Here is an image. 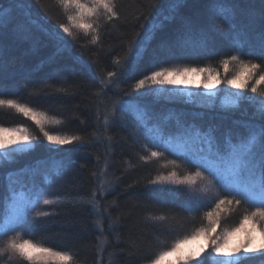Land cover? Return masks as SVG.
Instances as JSON below:
<instances>
[{
  "label": "trees",
  "instance_id": "obj_1",
  "mask_svg": "<svg viewBox=\"0 0 264 264\" xmlns=\"http://www.w3.org/2000/svg\"><path fill=\"white\" fill-rule=\"evenodd\" d=\"M250 3H258V0H235L236 22L241 26L247 23L245 10ZM117 5L119 20L108 22L102 17L98 20L101 39L97 44H91L90 34L85 35L82 31L74 30L75 40L61 32L65 41V50L61 53L49 36L50 32L58 30L57 22L67 23L64 9L56 0H0V11L3 12L0 15V57L4 62L0 91L15 93L22 102L60 120L59 125H46L50 133L77 134L88 140L83 145H51L30 120L12 109H0V125H23L31 134L39 136L33 141V150L20 155L16 163L5 165L0 173L6 175L8 171L24 167L39 170L36 183L45 189L46 198L56 203L46 206L53 215L41 218L34 225L33 239L72 254L77 264H82L85 258L86 264H109L110 260L111 264H148L157 249L164 247L159 240L170 245L174 242L173 237L183 238L191 235L194 229L209 225L203 211L194 214L185 211L183 192L180 195L163 193L158 198L149 196L146 187L148 180L154 178L157 165L154 161L144 163L139 159L144 154L142 145L145 142L132 134L135 114L129 113L126 117L129 127L117 123L105 132L100 87L106 73L118 69L114 61L120 59L124 63L130 42L138 39L137 33L140 37L148 33L151 38L139 67L120 84L118 92H131L138 79L160 63L164 66L210 67L224 76L220 61L221 53L229 48L228 41L218 35L215 52H208L201 48L198 37L199 25L210 29L214 23L223 21L209 12L208 0H117ZM185 21H197L198 27L191 39L181 45L177 41L184 36ZM140 24L144 25L143 29ZM21 25L27 31H21ZM78 58L91 62L92 70L78 63ZM237 70L238 65L233 63L227 76ZM225 88L226 85L220 84L217 91ZM183 91L197 90L184 88ZM107 97L110 100L120 98L114 97L112 92H108ZM146 103L154 115L153 123L164 122L170 115H179L202 128L215 127L218 136L229 131L235 134L239 129L234 122L248 120L253 112L247 104L239 110L225 109L220 100L214 107H200L193 105L188 95L152 96L146 98ZM173 130L174 120L168 122L167 128V131ZM105 162L108 171L101 175ZM57 168L61 169L62 175L53 177L50 185L45 183V176ZM102 180L106 181L103 188L100 187ZM245 208L242 204L222 213L218 229L237 227ZM157 212L176 217L175 221H170L173 224L170 231L146 219L150 213ZM110 224L116 227L115 234L109 230ZM116 235L120 237L119 243H116ZM105 238L109 244L99 253L98 240ZM10 255L0 256V264H29L19 257L9 259Z\"/></svg>",
  "mask_w": 264,
  "mask_h": 264
},
{
  "label": "snow or ice",
  "instance_id": "obj_2",
  "mask_svg": "<svg viewBox=\"0 0 264 264\" xmlns=\"http://www.w3.org/2000/svg\"><path fill=\"white\" fill-rule=\"evenodd\" d=\"M208 2L209 12L213 16L218 15L223 22L214 23L210 29L199 25V44L204 50L215 52L218 35L228 41L229 48L221 53L220 61L224 76L210 67L164 66L160 63L138 79L131 92H118L120 84L139 67L151 38L148 33L143 37L137 33L138 39L130 42L124 63L116 59L114 63L119 66L118 69L108 71L101 80L104 131L117 123L129 127L126 117L129 113L135 114L131 124L132 134L145 142L142 145L144 154L139 159L144 163L154 161L157 165L156 174L148 180L146 187L149 196L158 198L163 193L180 195L183 192L185 199L182 206L185 211L192 214L203 211L210 224L208 228L194 229L191 235H184L183 238L173 237L174 242L170 245L157 237L164 247L157 249L148 264H164L165 261L168 264H191L193 261L199 264H264V88L261 87L264 85V0L249 4L245 10L247 23L243 26L236 22L235 0ZM56 3L63 7L67 23L57 22L58 30L50 32L49 36L61 53L65 50L61 32L75 40L76 31H82L85 35L90 34L91 44H97L101 39L98 20L101 17L108 22L120 19L117 0H90L89 3L84 0H56ZM150 6L156 7L155 4ZM140 27L143 29L144 25L140 24ZM197 27V21H185L184 36L177 43L186 44L197 32ZM19 29L27 31L22 25ZM77 62L92 70L91 62L79 58ZM233 63L238 65V70L228 77ZM3 71L4 62L0 57V74ZM220 84L226 85V88L217 91ZM184 88L197 91L185 93ZM108 92L120 98L110 100ZM184 95L189 96L193 105L200 107H214L220 100L225 109L239 110L247 104L253 112L248 120L234 122L239 131L235 134L229 131L223 136H218L213 126L205 129L194 121L181 119L179 115H170L164 122L153 123L154 115L146 98ZM127 96L132 99H124ZM5 108L30 120L51 145H83L88 142L86 137L77 134L50 133L46 125H59L60 120L22 102L15 93L0 91V109ZM172 120L174 130L167 131L168 122ZM37 139L39 136L31 134L26 126L0 125V169L16 163L20 155L33 150V141ZM108 143L110 146L111 137ZM38 171L35 167H24L8 171L6 175L0 173V256L10 253L9 259L19 257L29 264H51L52 261L77 264L72 254L33 239L34 225L41 218L53 215V211L46 206L56 203L46 198L45 189L36 183ZM107 171L108 164L105 162L101 175ZM61 175V169L57 168L51 175L45 176V183L50 185L53 177ZM105 182L101 181V188ZM242 204L246 208L238 226L214 239L213 234L221 226V214ZM146 219L170 231L173 227L170 221H175L176 217L157 212L150 213ZM100 230L103 231L102 226ZM109 230L115 234L116 227L110 224ZM237 236L239 239L234 242L233 238ZM200 239H204L205 243L195 249L186 247ZM115 240L120 242L119 235L115 236ZM131 243L135 246V241ZM108 244L107 238L98 240V252L102 253ZM209 247V256L201 260ZM82 264H86V258Z\"/></svg>",
  "mask_w": 264,
  "mask_h": 264
},
{
  "label": "rangeland",
  "instance_id": "obj_3",
  "mask_svg": "<svg viewBox=\"0 0 264 264\" xmlns=\"http://www.w3.org/2000/svg\"><path fill=\"white\" fill-rule=\"evenodd\" d=\"M210 226V224L208 225V226H206L205 228H208ZM232 229H224V230H219L218 228H217V231H216V233H214L213 234V238L215 239L216 238V236H218V235H220V234H222L224 231H231ZM239 239V236H237V237H234L233 238V241L235 242L236 240H238ZM205 243V241H204V239H200V240H197V241H192L189 245H187L186 247L187 248H191V249H195V248H197L199 245H201V244H204ZM211 252V247H209L208 248V250L206 251V252H204V254L200 257V259L201 260H204L205 259V257H208L209 256V253ZM51 263H60V262H56V261H52ZM210 263V262H209ZM164 264H168V262L167 261H165L164 262ZM191 264H199V262L198 261H193V262H191Z\"/></svg>",
  "mask_w": 264,
  "mask_h": 264
}]
</instances>
